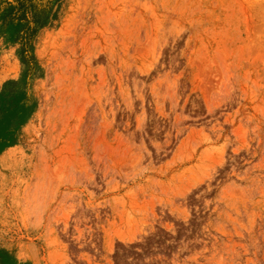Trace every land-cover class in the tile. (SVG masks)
I'll return each mask as SVG.
<instances>
[{
    "label": "rangeland",
    "instance_id": "1",
    "mask_svg": "<svg viewBox=\"0 0 264 264\" xmlns=\"http://www.w3.org/2000/svg\"><path fill=\"white\" fill-rule=\"evenodd\" d=\"M0 0V264H264V0Z\"/></svg>",
    "mask_w": 264,
    "mask_h": 264
},
{
    "label": "trees",
    "instance_id": "2",
    "mask_svg": "<svg viewBox=\"0 0 264 264\" xmlns=\"http://www.w3.org/2000/svg\"><path fill=\"white\" fill-rule=\"evenodd\" d=\"M22 0H15V6L10 10L9 16H12L16 19L19 20H25L27 23H29L28 28L26 29L27 31L31 30V21L28 20L27 16V7L22 5Z\"/></svg>",
    "mask_w": 264,
    "mask_h": 264
}]
</instances>
